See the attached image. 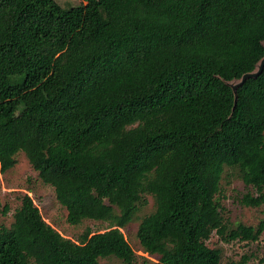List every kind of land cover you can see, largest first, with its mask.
<instances>
[{
    "label": "trees",
    "instance_id": "16d2710c",
    "mask_svg": "<svg viewBox=\"0 0 264 264\" xmlns=\"http://www.w3.org/2000/svg\"><path fill=\"white\" fill-rule=\"evenodd\" d=\"M0 0V175L22 153L67 223L108 225L76 241L24 195L0 226V264H221L207 242L254 243L231 225L223 183L264 215V0ZM21 105L23 108L21 109ZM4 215L9 212L2 209ZM226 264H251L250 257Z\"/></svg>",
    "mask_w": 264,
    "mask_h": 264
},
{
    "label": "rangeland",
    "instance_id": "374dc122",
    "mask_svg": "<svg viewBox=\"0 0 264 264\" xmlns=\"http://www.w3.org/2000/svg\"><path fill=\"white\" fill-rule=\"evenodd\" d=\"M55 1L61 6L66 4L65 0ZM72 2L75 4L79 1L72 0ZM22 108L23 105H21ZM14 159L15 165L0 175V226L8 227L12 223V215L19 207L21 197L28 195L39 209L44 221L64 238L76 241L86 230L91 233H102L109 229L106 223L91 220L83 221L79 226L68 224L67 212L57 203L52 188L44 185L38 179L37 173L31 168L22 153H18ZM246 193H253V190L246 187L242 182L223 183L219 200L223 216L229 224H244L255 227L264 220L262 208L241 205L240 201ZM4 207L9 209L6 215L2 212ZM153 210L154 201L152 197L146 196V204L137 213L136 219L121 229L128 244L138 256L137 264H141L142 258H148V255L142 252L136 239L137 225L143 216L150 214ZM207 245L221 251V264L238 261L242 256L250 257L251 264H264V231L259 240L254 243L240 241L225 243L217 235H213ZM99 264H121V262L115 258H108L100 260Z\"/></svg>",
    "mask_w": 264,
    "mask_h": 264
},
{
    "label": "water",
    "instance_id": "95a60500",
    "mask_svg": "<svg viewBox=\"0 0 264 264\" xmlns=\"http://www.w3.org/2000/svg\"><path fill=\"white\" fill-rule=\"evenodd\" d=\"M264 47V42L262 43ZM264 70V57L259 60V62L255 65V68L253 71L249 73H245L241 76V78L232 80L231 82H227L226 84L230 87L234 94V99L236 101V95H237V90L244 85V83L247 80H255L257 79L261 73Z\"/></svg>",
    "mask_w": 264,
    "mask_h": 264
}]
</instances>
